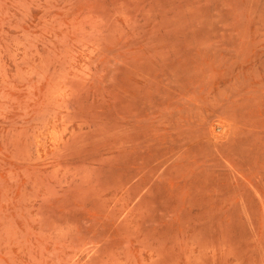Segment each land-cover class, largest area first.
Segmentation results:
<instances>
[{"label": "rangeland", "instance_id": "obj_1", "mask_svg": "<svg viewBox=\"0 0 264 264\" xmlns=\"http://www.w3.org/2000/svg\"><path fill=\"white\" fill-rule=\"evenodd\" d=\"M0 264H264V0H0Z\"/></svg>", "mask_w": 264, "mask_h": 264}]
</instances>
